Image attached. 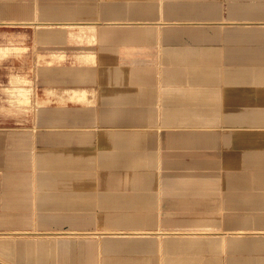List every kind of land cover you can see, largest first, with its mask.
I'll return each mask as SVG.
<instances>
[{
	"label": "crops",
	"instance_id": "crops-1",
	"mask_svg": "<svg viewBox=\"0 0 264 264\" xmlns=\"http://www.w3.org/2000/svg\"><path fill=\"white\" fill-rule=\"evenodd\" d=\"M77 1L0 0V19L77 24L49 36L66 58L50 55L41 39L31 41V75L36 71L41 96L36 104L45 106L31 123L47 126L30 138L19 137L30 139L17 151L31 172L16 188L25 199L19 225L34 226L40 201L32 172L35 141L42 140L47 156L63 161L64 173H95L90 192L85 176L79 177L85 183L77 192L92 200L100 229L156 230L161 222L165 251L211 252L175 264H264V179L180 174L217 162L224 172L236 171L248 155H264V0H95L97 30L90 29V35L77 15L87 14L88 5ZM8 49L0 45V53ZM35 53L42 56H36V65ZM13 63L20 65L18 59ZM54 85L68 86L69 100L56 95L49 103L45 89ZM90 90L93 95L86 97ZM85 134L87 139H79ZM59 140L62 144H54ZM200 189H206V212L195 208ZM6 190L0 181L2 214ZM62 193L55 205L63 207L65 220L72 218L65 197L70 192ZM212 199L221 213L212 212ZM49 202L46 208L54 206ZM167 203L175 207L163 210L160 205ZM232 205L238 210L233 216ZM246 219L250 226L237 224ZM215 220L222 226H213ZM184 230L233 233L210 241L199 235L195 243H183L173 232Z\"/></svg>",
	"mask_w": 264,
	"mask_h": 264
},
{
	"label": "rangeland",
	"instance_id": "rangeland-1",
	"mask_svg": "<svg viewBox=\"0 0 264 264\" xmlns=\"http://www.w3.org/2000/svg\"><path fill=\"white\" fill-rule=\"evenodd\" d=\"M80 2L88 5L87 14H77L80 16V19L85 20L86 22L98 20L94 14L95 0H81ZM0 5L2 6L1 9H3L4 4ZM47 23L48 22L31 23L30 21H16L8 18L0 19V45L11 48L6 52L0 53V181L3 182L7 188L2 197L3 212L6 213H0V219H3L4 217L6 220L4 221L3 219L2 225H0V241L8 242V245L2 244L6 248L0 246V264H175V261H181L189 256L199 255L200 257H204L211 254L209 251H199L198 254L191 251H182L180 253L165 251L164 242L160 243L158 237L149 239L139 237L120 238L104 236L108 235L104 232L110 231L100 229L102 226L98 225L97 221H94L96 210L93 203H91L92 200H90L89 197L85 198V196H79L78 194L81 193L77 192L81 186L79 184L85 183V179L80 180L79 177L85 176L84 178H86L92 173L72 170L70 172L67 171L69 172L68 175L66 174L67 177L63 175H54L57 171L63 172V161L61 159L57 160L56 156L48 157V150L46 145L43 144V142L46 141L42 140L35 141V170L32 172L34 185L35 187H38V198L40 201L34 209L35 219L33 222L35 225L32 228H25L19 225L20 220L24 218V215L19 212L21 205L20 201L25 199L18 195L16 188L20 186L21 178L26 176L28 179L31 174L29 165H21L22 163L20 162L19 156L22 152L17 151L18 149H21V142L29 144L30 139L25 141L20 140L19 137L30 138L32 132L36 135L38 132H43L47 126L45 124L36 125V122L33 124L31 123V116L34 115L36 117L38 113H40L38 112V109H45V106L42 108L38 107L36 104V102L41 99V96H39L40 93L37 91L36 71H34L33 76L31 75L32 39L35 43L39 39H41L42 42H45V46H47L50 55L66 58V54L62 53L54 40L49 37L50 35L57 34L59 32L58 29L55 28L49 30L45 34L41 32ZM54 26H62L63 28L70 30L77 26V24L74 22H68L66 24H55ZM35 28L38 30L37 33ZM83 29L85 34L90 35L91 30L86 27ZM69 41L67 45H69ZM80 43H82V41ZM75 50L79 51L80 49L76 48ZM91 50H94L93 47H91ZM36 56L38 58L42 57L35 53V65ZM15 59H18L20 65H15V63H13ZM21 76L26 77L30 81L23 83ZM46 78L47 77H44V79ZM49 83H52V80L49 81ZM18 85L24 88L23 93L29 96L28 98L13 93L14 88H17ZM67 87L68 86L64 87L59 85L47 87L45 89V94L50 96L49 103L52 102V99L57 100V96H60L59 101L69 100L70 94L69 92H66ZM91 95H93V92L91 90L87 91L86 97ZM62 129L63 128L61 127L51 128V132ZM16 137L19 140H16ZM79 139L84 140L87 139V137L81 136ZM53 142L54 144H62V141L60 140ZM28 147L30 146L28 145ZM54 147H56V145H54ZM54 151L55 149L51 151V154H53ZM24 152L27 154L24 155L26 158L24 162L28 164L30 163L28 157L29 150L27 149V151ZM54 158H56V160H54ZM245 160L246 162L243 165H240V168L236 171L232 170L224 172L222 162H217L213 165L193 166V171L186 170L180 174L184 177L194 176L204 179L211 175L220 179L229 177L230 179L235 180L264 179V155H248ZM49 167H51L50 170ZM70 168L73 169L75 166L71 165ZM81 189L83 190V188ZM85 189L87 191V188ZM46 190L49 191L50 195L54 193L59 194H54L47 198L46 196L49 194L46 193ZM201 190L203 191L201 192ZM231 190L234 189L231 188ZM246 190L248 191L252 189ZM62 191L70 192V194L65 197L71 203V205H69V207L66 206V208L67 212H70L69 214L72 218L65 220L60 218V216L63 215V207L61 205L59 206V204L55 205L61 203L63 197ZM205 192L206 189H200L198 198L200 202L195 205V208H198L200 212H206L208 210V198L205 196ZM47 200L50 201L49 204L54 203V206L50 205L46 208ZM82 200L87 201V204H84L85 209H80L82 207ZM215 202L216 201L212 199V204L209 207L212 212L215 211L221 213L222 209H215ZM160 206L163 207V210L164 208L175 207L174 204L170 205L168 203ZM179 207L182 206L179 204ZM219 207L221 208L222 205L220 204ZM229 212L232 216L238 214V210L233 205L229 209ZM80 213L83 215L82 220L76 218ZM247 215L250 214L248 213ZM85 216L90 220H87ZM229 221L233 222L235 220L231 219ZM98 222L102 223V218H99ZM237 222V224H243L245 226H250L252 223L250 219L238 220ZM212 225L215 227H221V220L213 221ZM77 228L95 231L97 234L101 233L103 237H100V234H98V236L93 238L76 239L65 234L64 236L52 240L38 235L33 236L32 234L33 231H75ZM24 231L32 232L25 233ZM177 238L179 239V237ZM30 239H32L31 242ZM179 241L181 240L179 239ZM191 242L192 241H186L183 243ZM12 252L14 254H12ZM206 264L221 263H219L218 260L217 262Z\"/></svg>",
	"mask_w": 264,
	"mask_h": 264
},
{
	"label": "bare ground",
	"instance_id": "bare-ground-1",
	"mask_svg": "<svg viewBox=\"0 0 264 264\" xmlns=\"http://www.w3.org/2000/svg\"><path fill=\"white\" fill-rule=\"evenodd\" d=\"M2 7V6H1ZM80 15H85L84 13H81ZM8 23V22H7ZM11 23V22H10ZM108 23H111V22H108ZM55 24H59L57 22H54V21H50L48 22L47 24H45L44 28L41 30V32H43L44 34L46 32H48L49 30H52V29H55L57 28L58 30H63V29H66V28H63L62 26H54ZM98 24V23H97ZM84 26H82L83 28H88L89 30L90 29H96L97 30V25L93 22H85L83 23ZM159 27V26H158ZM35 31L37 33L38 30H36L35 28ZM159 31V30H158ZM19 76V75H18ZM23 82H26L27 81V78L24 77V76H21ZM23 87L20 86L16 89H14L13 93L17 94V95H20V96H23V97H26L28 98L29 96H27L26 94L23 93ZM26 89V88H25ZM28 90V89H27ZM26 91V90H25ZM24 91V92H25ZM27 93V92H25ZM29 93V92H28ZM12 95V94H11ZM29 95V94H28ZM22 101V100H21ZM19 128V127H18ZM85 136L87 137V134H85ZM69 174V172L67 173H64V172H61V171H57V173H54V175H57V176H65L67 177V175ZM95 181V173L92 175V174H89L87 177H86V185L85 187L86 188H89L90 186H92V183H94ZM94 185V184H93ZM82 195V194H81ZM85 195V194H83ZM89 195V194H87ZM58 197V196H57ZM82 204H84V202L81 201ZM86 204H87V201H86ZM71 205V203H70ZM25 219V217L23 218ZM22 221V220H20ZM28 221L27 220H24V223H27ZM161 222H159V225H158V228L156 230H135V231H126V230H121V231H110L108 232L109 234L108 235H104L106 237H120V238H128V237H139V238H155V237H158L160 243H162L163 241H165V238H166V234L167 232L166 231H163V227L161 226L160 224ZM100 224V223H99ZM35 225V224H34ZM26 228V227H25ZM205 229H210V228H205ZM35 230V229H34ZM2 231V230H1ZM241 231V230H240ZM255 231V230H254ZM260 231V230H259ZM25 233L26 232H32V231H24ZM9 233V232H8ZM173 233H178L179 235H182V236H179V239L182 241V242H186V241H196L197 239H199V235H203V238L207 241H210V240H217V239H221V238H227V236L230 234V233H233V232H229V231H190V230H184V231H177V232H173ZM1 234V233H0ZM29 234V233H28ZM33 236H42L44 238H49V239H54V238H57V237H61V236H64L65 234L67 236H70V237H73V238H93L95 236H98V234H100L99 236L100 237H103V235H101V233H98L95 232V231H89V230H85V229H76L75 231H72V230H69V231H51V232H32ZM103 234V233H102ZM7 235V234H6ZM175 237H173L172 239H174ZM46 239V240H47ZM168 239H171V238H168ZM32 241V239H30V242ZM8 245V242L7 241H0V246H2V248H4L5 246L4 245ZM6 248V247H5ZM100 248V247H99ZM12 254H14L12 252ZM13 256V255H12Z\"/></svg>",
	"mask_w": 264,
	"mask_h": 264
}]
</instances>
